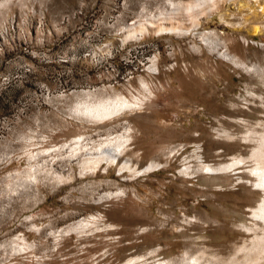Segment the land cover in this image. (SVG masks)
<instances>
[{
    "label": "rangeland",
    "instance_id": "rangeland-1",
    "mask_svg": "<svg viewBox=\"0 0 264 264\" xmlns=\"http://www.w3.org/2000/svg\"><path fill=\"white\" fill-rule=\"evenodd\" d=\"M196 1L0 0V264H225L251 246L244 225L263 192L227 165L250 157L264 133V22L224 1L189 11ZM215 42L261 71L234 67ZM141 78L154 85L143 108L105 121L78 110L84 95L135 93ZM124 127L133 171L53 152ZM92 216L79 235L65 233Z\"/></svg>",
    "mask_w": 264,
    "mask_h": 264
},
{
    "label": "bare ground",
    "instance_id": "bare-ground-1",
    "mask_svg": "<svg viewBox=\"0 0 264 264\" xmlns=\"http://www.w3.org/2000/svg\"><path fill=\"white\" fill-rule=\"evenodd\" d=\"M218 1H224L225 3L226 2L233 3L237 11H242V9L244 8L246 9L249 8L253 12L256 20L262 19V21L264 22V0H197L196 3L189 5L187 9L189 11L190 10L193 11L192 9H194L195 7L202 6L206 2L207 4L208 2L209 3L212 2L213 5H215L216 7V9H214L213 7L214 11L215 10L219 11ZM252 2H254V4L257 3L258 5L261 6L260 8V11L262 13L261 17L258 14L259 12L253 9L254 6L252 8L251 6ZM154 25L155 24H153L152 22L146 24V26L144 27H142L141 25L142 29L140 32H142L144 35L146 34V36L147 35L151 36L154 33V32L152 33L153 29L151 30V28ZM224 26L230 27L233 31H238L242 27V25L239 23H236L235 25L231 23H226ZM177 32L183 33L185 35H190L191 37H194L196 33L195 30H192L191 28L181 29L180 27L179 28L161 27L157 31L159 35H163V34L173 35V33L178 34ZM254 32L255 33L262 32V27H257ZM199 41L202 43L201 45L210 44L209 39H206L205 37H202V39H200ZM213 46L214 49L219 52L221 48L220 42H215ZM219 53L223 55L224 59L227 62H229L236 68L252 71L255 73H259L261 71V68L256 64L248 65L234 54L223 51ZM155 61L156 60L153 59L148 63V64L153 63V65L150 66V69L152 66H154V64L155 65L157 64V62ZM134 89H136L135 93L131 91L130 92L114 91L111 96L101 97L98 99L92 97L91 96L92 94H86L84 95L83 101L81 102V105H79L78 110H80L84 115L88 116L93 120H104V121L112 117L115 118V116L117 117V115H120L125 112L133 111L135 109L139 110L144 107V104L146 105L147 96L154 91V85L150 84L147 79L141 78L139 87H136ZM257 98L262 99L261 96ZM245 120H238L240 126L241 125L244 127L246 126L247 122ZM256 127L262 128L264 130V122L258 121ZM129 133H130V129L124 127L123 130H120L115 135H108L107 137L96 141H89L82 136H77L72 138L65 144L61 145L57 149L55 148V150L53 149L52 150L53 152L62 151L65 152L67 155L69 154L70 160H81L80 161L82 162L81 165H83L84 167L85 166L87 167L88 163L91 164L93 163L95 167L107 163L109 165L114 164L117 166L118 165L121 166V171L123 172L126 170L133 171L135 170L134 167H131L127 161L123 162L122 160L128 151L126 144L129 141L127 136ZM255 134L256 136L255 139L253 140L257 144V146L254 149L252 155L248 158L235 160L234 163L232 162V164L227 165V167H232V168L244 167L245 169L241 172L248 174L251 178L255 179V181L248 180V182L252 183L254 188L263 192L262 200L258 202V204L255 207H251L249 210L251 213L249 217L251 221H254V223H252V225L250 224L251 226L244 225V227L246 228L245 232L248 234H254V238L250 239L251 240L250 247L247 248L246 243H244L243 246H240V248L233 254L231 258H229V261L227 260L228 262H226L225 264H264V133L256 132ZM250 161H253V164L246 166ZM153 165L154 164H151L145 167V169L147 168L149 169V167ZM209 168L215 170L212 167ZM94 221H95V217L93 216L80 219L77 222L70 225L68 228L64 229V231L65 233H77L79 235V233H81L86 227L90 225L91 222ZM27 246L28 244L27 245L24 244L23 249L26 250ZM240 253L244 254V257L240 258ZM121 264H202V263L200 262V259L198 257H192V258L182 257L178 261H171L165 259V260L154 261L151 263H146L145 260L142 257H140L136 259H130Z\"/></svg>",
    "mask_w": 264,
    "mask_h": 264
}]
</instances>
